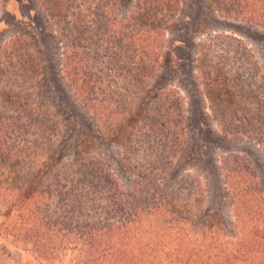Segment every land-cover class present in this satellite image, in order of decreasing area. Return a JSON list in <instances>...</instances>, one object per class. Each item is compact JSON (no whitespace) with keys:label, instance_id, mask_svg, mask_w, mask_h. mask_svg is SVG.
I'll use <instances>...</instances> for the list:
<instances>
[{"label":"rangeland","instance_id":"374dc122","mask_svg":"<svg viewBox=\"0 0 264 264\" xmlns=\"http://www.w3.org/2000/svg\"><path fill=\"white\" fill-rule=\"evenodd\" d=\"M99 1L0 0V129L12 125L0 133V143L7 134L0 183L29 185L40 174L30 159L45 152L56 163L41 180L65 172L70 176L62 184L70 192L98 198L87 222L128 219L105 205L112 185L128 205L157 209L134 225L148 248L180 247V238L161 225L162 207L181 219L176 226L186 230V250H207L233 264L226 257L235 246L229 235L245 236L249 216L235 210L238 197L224 174L245 173L251 180L244 186L264 197V27L249 23L241 7L223 8L221 0H102L106 18ZM115 14L125 22L109 25L106 39V20ZM66 39L80 58L91 59L84 62L90 65L85 81L103 79L119 103L121 94L128 97L121 106L138 118L123 134L104 130L65 78ZM115 55L125 65L105 66ZM152 59L157 63L149 65ZM138 74L148 78L137 82ZM81 157L99 161L110 177L97 172L78 183ZM78 215H69L74 224L83 221ZM205 222L220 232L200 231ZM72 247L46 261L0 229V256L10 264H78L80 248Z\"/></svg>","mask_w":264,"mask_h":264},{"label":"trees","instance_id":"16d2710c","mask_svg":"<svg viewBox=\"0 0 264 264\" xmlns=\"http://www.w3.org/2000/svg\"><path fill=\"white\" fill-rule=\"evenodd\" d=\"M107 4L108 1L100 0L98 2V5L101 6V15L104 18L107 17ZM221 5H223V8L229 6L233 11L241 7L240 13L248 17L249 23L264 27V0H221ZM125 19L126 17H123V19L117 18L115 14L112 19L106 20L104 27V30L106 29V39H109L113 33L112 26H108L114 25L117 27L116 22L118 21V25H120L125 22ZM124 29L125 27H121V30L118 31L121 36ZM140 31L141 29H138L135 36ZM129 38L133 39L134 37ZM66 45L68 46L62 60V70L70 86L104 130L111 135L114 133L123 134V127L128 129V124L134 118H138L136 113L131 116L129 111L124 108L126 103L128 104V97L120 93V101L125 103L124 106H121L122 103H119L114 96L116 93L111 90V86H106L103 79L96 78L93 81H85L84 79L87 77L86 70L90 68L88 63L91 59L86 61L80 58L77 52L78 47L73 46V44L69 45L67 39ZM106 47H109V45H106ZM121 47L123 48V45L118 46V50ZM134 56L136 57L137 54H134ZM115 57L116 60H114ZM85 61L88 63L84 65ZM137 63L133 59L132 62L128 63V66H131V70L134 71L137 68L133 66L137 67ZM156 63L157 59H152L149 65ZM104 64L112 69L114 64L122 66L125 65V62L120 56L115 55L108 57ZM147 78V75L138 74L135 80L140 82ZM119 89H122V87H119ZM122 91L125 90L122 89ZM132 102L133 100L130 101V104ZM11 126L5 123L0 129V133L3 130L9 133ZM6 135L2 136L0 149L5 146ZM35 137H38L37 133ZM263 138L264 134L259 141L262 146H264ZM51 140H53V137L46 141L47 145ZM53 146L54 143L50 147ZM30 162L34 168L39 169L40 174L47 173L46 171L49 172V169L53 168L56 163L53 157L45 154V152L35 153ZM76 163L78 164L76 166L80 165L81 167L78 172V183L91 180L90 178H93L92 173L97 172L105 174L103 179L110 177L109 170H106L103 164L100 166L99 161L92 157L86 159L81 157ZM232 172L228 169L224 174V178L227 186L230 187V192L233 193L232 196L238 197L239 206L235 205L234 208L240 214L248 213L249 219L247 221L243 220L242 224V228L246 229L245 236L240 237L235 233L229 235L233 241L228 243L235 246L232 247L231 257L229 253L226 257L229 259L235 258L233 264H264V197L260 193H256L254 189L244 186L246 183L242 181H250V176L247 177L245 173L241 174L240 171L237 173ZM40 174L36 175L34 180L27 186L11 188L7 187L5 183H0V229L12 240L29 246L33 253L43 260L56 259L63 249L70 246L75 249L78 246L80 248L78 264H160L164 261L169 264H230L228 259L215 258L216 256H212L207 250H186V230L179 229L176 226L178 222H181V219L174 212L162 207H160L162 212L158 211L161 214V225L164 231L173 233L180 238L178 243L180 247L162 248L165 250L148 248L147 243L142 242L143 235L137 229H134V225L141 215L149 216L157 209L154 207L138 209L137 206L128 205V201L126 202L118 197L116 193H112V185L105 195V205L109 210L115 211L118 209L123 213L127 212L128 219L106 225L98 223V221H95L98 219L93 218L87 222L86 217H91L89 206H93L98 198L89 199L86 193L70 192L62 184L70 174L64 172L57 173L54 176V173H49L45 180L40 179ZM113 186L115 185L113 184ZM76 210L78 216H83V221H77L74 224V221L71 220L73 217H69V215L72 213L75 215ZM172 215L176 216L170 217ZM177 229L181 231L177 233ZM204 229L220 232L213 222L202 224L199 230ZM159 242L161 241L156 240L155 243L159 244ZM161 243L165 244L164 242ZM116 246L118 248L114 250ZM0 264L10 263L0 256Z\"/></svg>","mask_w":264,"mask_h":264}]
</instances>
